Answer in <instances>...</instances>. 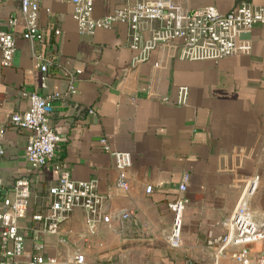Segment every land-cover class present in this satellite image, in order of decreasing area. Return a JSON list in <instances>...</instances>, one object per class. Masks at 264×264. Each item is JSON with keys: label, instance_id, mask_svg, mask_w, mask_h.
<instances>
[{"label": "crops", "instance_id": "1", "mask_svg": "<svg viewBox=\"0 0 264 264\" xmlns=\"http://www.w3.org/2000/svg\"><path fill=\"white\" fill-rule=\"evenodd\" d=\"M127 1L95 0L93 15L113 13ZM242 2L264 6V0H187V5H213L227 13ZM73 12L70 0L41 3L40 24L58 51L43 90L34 53L46 52L47 45L26 40L23 25L10 22L20 14L19 2H0V31L16 38L10 66L1 64L0 53V142L5 147L0 175L4 193L18 177L31 181L30 206L21 221L27 253L41 225L34 215L47 211L48 189L59 181L57 166L65 165L73 179H95L99 192L111 194L105 208L112 220L99 225L87 246L84 212L75 208L57 233L43 236L45 254L57 256L59 264H70L76 251L85 254L84 264H240L234 248L221 250L207 241L210 230L225 233L224 221L254 183L247 208L264 226V22L237 38L238 54L184 59L180 40H172L133 67L136 52L126 23L81 34ZM143 28L149 36L147 24ZM74 74L76 91L53 102L52 126L61 140L52 160L35 169L25 158L30 132L12 127L11 116L29 108L31 92L66 93ZM182 87H187L184 104L179 102ZM105 146L132 153L128 190L117 186L119 172ZM185 174L188 204L182 245L175 248L169 242L170 205ZM122 210L131 211V217L123 219ZM248 247L255 257L264 239Z\"/></svg>", "mask_w": 264, "mask_h": 264}, {"label": "built area", "instance_id": "2", "mask_svg": "<svg viewBox=\"0 0 264 264\" xmlns=\"http://www.w3.org/2000/svg\"><path fill=\"white\" fill-rule=\"evenodd\" d=\"M8 0H0L5 2ZM19 2L20 14L11 23L23 25L22 36L33 42L47 45L46 52H35L34 58L42 72L41 87H48L50 68L58 60L56 46L47 39V31L40 24L39 13L43 0H14ZM74 6L73 16L81 34L92 35L98 28H110L117 22L126 23L129 27V46L136 52L132 66L138 67L149 59L150 53L160 43L180 40V57L190 60H220L240 52L237 38L250 32L256 23L264 22V6L242 2L241 5L227 13H222L213 5L190 8L187 0H128L126 4L115 9L113 13L102 17H94L95 0H70ZM147 24L150 35L144 34ZM60 33L59 29L55 30ZM16 51V38L13 33L0 31L1 64L10 66ZM80 71L77 70L76 74ZM72 82L66 93L55 92L44 94L31 92L29 108L23 112H15L10 124L17 129L28 130L25 158L35 169L50 162L61 140V136L52 126L54 101L76 91ZM187 87L181 88L179 102L184 104ZM92 112V110H90ZM4 126L0 124V134ZM106 142V140H102ZM106 149L115 160L119 172L117 186L128 190V168L132 165V153L122 150ZM5 147L0 142V155ZM60 178L58 183L48 189L49 207L45 213L34 215L41 223L38 235L33 243V251L27 253L26 238L21 229V221L27 216L31 200V181L28 177L16 178L11 192L2 190L3 180L0 175V264H59L57 256L46 255L45 234H55L60 226L69 218L75 208H81L86 221L85 243L92 245L101 223H110L111 214L105 204L111 194H102L98 190L97 180H75L65 165H58ZM189 175L185 174L179 186V195L171 203L173 214L170 244L179 248L182 245L184 211L188 204L185 196ZM257 184L246 188L233 213L224 221L225 233L216 235L212 230L208 233L207 244L220 248H234V258L240 264H264V249L255 257L250 252L249 244L264 239V226L255 220V216L247 208V200L255 193ZM153 186L146 188L152 192ZM132 215L129 210H122V218ZM63 241V240H62ZM86 256L76 251L70 256V264H84Z\"/></svg>", "mask_w": 264, "mask_h": 264}, {"label": "water", "instance_id": "3", "mask_svg": "<svg viewBox=\"0 0 264 264\" xmlns=\"http://www.w3.org/2000/svg\"><path fill=\"white\" fill-rule=\"evenodd\" d=\"M255 220L258 222L259 220L255 217Z\"/></svg>", "mask_w": 264, "mask_h": 264}]
</instances>
